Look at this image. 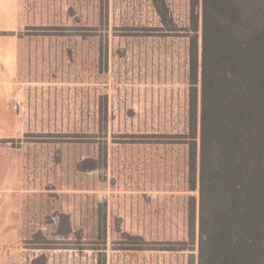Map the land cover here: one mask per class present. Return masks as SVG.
I'll return each mask as SVG.
<instances>
[{
    "label": "rangeland",
    "instance_id": "obj_1",
    "mask_svg": "<svg viewBox=\"0 0 264 264\" xmlns=\"http://www.w3.org/2000/svg\"><path fill=\"white\" fill-rule=\"evenodd\" d=\"M166 5L164 22L153 0H0V37L21 43L0 264H199L185 133L203 4Z\"/></svg>",
    "mask_w": 264,
    "mask_h": 264
},
{
    "label": "trees",
    "instance_id": "obj_2",
    "mask_svg": "<svg viewBox=\"0 0 264 264\" xmlns=\"http://www.w3.org/2000/svg\"><path fill=\"white\" fill-rule=\"evenodd\" d=\"M153 1L166 22V0ZM202 4L185 133L192 188L200 182L199 264H264V0Z\"/></svg>",
    "mask_w": 264,
    "mask_h": 264
},
{
    "label": "crops",
    "instance_id": "obj_3",
    "mask_svg": "<svg viewBox=\"0 0 264 264\" xmlns=\"http://www.w3.org/2000/svg\"><path fill=\"white\" fill-rule=\"evenodd\" d=\"M20 45V42L12 41L10 37H0V136L10 128V114L15 111L12 79L18 69L16 62L20 57ZM2 263L5 264V260Z\"/></svg>",
    "mask_w": 264,
    "mask_h": 264
}]
</instances>
